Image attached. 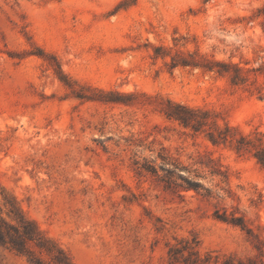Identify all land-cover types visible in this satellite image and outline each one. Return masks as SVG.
<instances>
[{"label":"rangeland","instance_id":"obj_1","mask_svg":"<svg viewBox=\"0 0 264 264\" xmlns=\"http://www.w3.org/2000/svg\"><path fill=\"white\" fill-rule=\"evenodd\" d=\"M263 8L0 0V212L14 197L74 264H264ZM0 264L33 263L0 242Z\"/></svg>","mask_w":264,"mask_h":264},{"label":"trees","instance_id":"obj_2","mask_svg":"<svg viewBox=\"0 0 264 264\" xmlns=\"http://www.w3.org/2000/svg\"><path fill=\"white\" fill-rule=\"evenodd\" d=\"M264 16V8H263ZM264 28V21H263ZM199 110L189 107L187 105L167 101L166 114L170 118H174L184 125L192 126L198 129L201 124L196 115ZM6 213L7 218L3 216ZM0 242L7 245L18 253L25 254L33 264H42L43 257L41 254L46 252L55 264H74L69 255L63 248L58 246L52 239L46 237L39 229L34 220L28 218L15 198L4 203V208L0 212ZM33 243L40 254H37L30 246ZM187 251V255L184 254ZM209 256L201 257L198 250L190 245H183V247H172L170 249V264H210ZM215 264H255L253 259L241 260L234 258H227L223 262Z\"/></svg>","mask_w":264,"mask_h":264}]
</instances>
